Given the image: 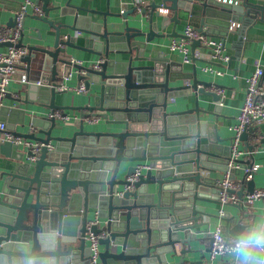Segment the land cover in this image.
I'll list each match as a JSON object with an SVG mask.
<instances>
[{
  "label": "water",
  "instance_id": "water-1",
  "mask_svg": "<svg viewBox=\"0 0 264 264\" xmlns=\"http://www.w3.org/2000/svg\"><path fill=\"white\" fill-rule=\"evenodd\" d=\"M47 3L43 0L40 14L27 13L24 18L31 15L47 23L54 30L53 36H45L42 46H26L22 22L20 37L13 45L26 48L20 58L34 70L49 73L36 95L43 102L38 105L49 112L33 117L27 131H17L4 116L18 109L0 106V120L13 134L41 144L35 159L30 158L29 149L22 154L16 144H0L16 161L2 172L0 264H183L184 256L192 250L191 242L208 238L211 246L212 216L219 219L218 228L226 239L249 242L243 217L207 213L197 201H212L209 194L217 199L218 180L201 172L218 170L229 172L231 179L240 182L239 189L227 191L234 192L236 206H242L243 196L256 188L253 177L245 180V168L251 167L255 149L264 143V130L260 137L255 134L251 143L248 137L253 127L241 133L243 151L249 158H236L238 167L230 166L232 137L223 143L218 120L207 119L208 115L216 116L217 103L222 101L216 88L222 86L198 79L196 68L186 75L178 61H171L162 52L153 53V39L186 38L176 25L182 19L181 11L192 15L187 4L197 6L200 14L195 29L210 36L215 30L212 26L225 30L229 20L234 22L238 16L251 13L249 10L262 12V1L242 0L240 9L237 4L217 0H152L144 7L135 5L120 13L101 11V21L78 14L79 7L69 2L64 7H48ZM61 8L73 15V25L55 24L49 18L50 10L59 9L61 14ZM128 15H133L137 25L129 24ZM107 16L121 18L122 27L118 28L115 20L108 22ZM155 17H160L158 27ZM170 22L171 31L164 32ZM12 25L11 17L7 26ZM61 26L68 29L67 34L62 35ZM74 32L83 34V45L76 43ZM200 46L205 49L200 39L191 40L193 60L197 58L194 50ZM74 50L97 58L85 62L70 59ZM209 56L206 49L198 58L215 63ZM72 74L77 80L76 92L84 98L77 104H57L55 96L67 93L61 86ZM182 79L188 83L172 84ZM80 84L83 92L78 90ZM185 90L195 96L193 105L172 107L169 99ZM201 94L210 95L217 107L212 111L201 107ZM26 96L14 100L26 102ZM70 99L74 101L73 96ZM68 111L79 114L75 129L64 120ZM88 117L97 121L88 122ZM140 163L148 168L137 180H128ZM240 169L244 172L236 177ZM103 231L106 236L98 239V261L92 263L86 235ZM176 243L182 246L178 251ZM249 246L251 253L243 264H264V242L259 239ZM174 256L177 260L170 261Z\"/></svg>",
  "mask_w": 264,
  "mask_h": 264
},
{
  "label": "crops",
  "instance_id": "crops-1",
  "mask_svg": "<svg viewBox=\"0 0 264 264\" xmlns=\"http://www.w3.org/2000/svg\"><path fill=\"white\" fill-rule=\"evenodd\" d=\"M152 0H48L47 6L52 7L53 5H60L64 7L66 2L73 6H78L77 13L80 15H87L92 21H101L102 15L101 11H109L110 13H120L123 10H127L135 5H138L139 8L148 5ZM238 8L241 9L240 5L242 0H236ZM249 2H255L256 0H248ZM262 1V12L259 10H249L251 13H246L245 16H238V19L234 22L229 20V26L232 28L226 27L225 30H221L217 26L214 27V34H211L210 37L218 38L223 41V54L229 56V60L226 62H222L220 60L208 59L215 63H209L204 58H196L192 59L189 49L190 61L185 62L183 59V53L178 50H170L169 43L171 41V37L164 36L162 38H154L153 39V53L162 52L165 56L169 57L171 61H178L180 63L181 70L186 75H191L193 73V69L196 68V76L200 80H206L213 83H217L222 86V90L224 91L222 94V101L218 104V111L216 116L211 114L207 116V119L211 122L218 120L217 128L218 135L220 138L225 139L223 143H228L229 137L232 136L231 126L237 121V116L240 111V107L244 101L245 92H246V79L252 74L255 69V61L258 60L260 63H264V0ZM21 0H0V28L3 26H7V22L12 17V11L16 9L20 5ZM40 6L43 3V0H38ZM233 4V3H231ZM188 5V6H187ZM188 10H192V15L188 14V16L181 11V20L176 25V29L179 32H183L184 27L187 24H191L194 28H196V24L199 21L200 14L197 13L196 8L192 6L193 4H187ZM72 7V6H71ZM73 8V7H72ZM61 14L59 9H52L49 12V18L54 21L55 24H69L73 25L75 23V19L70 12L67 10L64 11L61 8ZM245 10L243 9V12ZM64 12V13H63ZM162 15H166L165 10H161ZM137 17L144 20V17L141 15H137ZM156 18V17H155ZM107 21L115 20L121 28L122 19L114 18L107 16ZM128 22L130 25H137L136 21H134L133 15L127 16ZM157 22V27L160 23V17L155 19ZM173 23L170 22L164 29V32L171 31ZM143 30H146V23L142 25ZM213 29V28H212ZM222 32H219V31ZM23 43L27 45H40L46 43L43 38L46 36L48 38L52 37L54 34V30L49 27V25L37 18H34L31 15H28L24 18L23 26ZM60 31L62 35L67 34L68 29L61 26ZM216 31V32H215ZM74 35H77L74 32ZM83 34L79 33L77 35L76 43L79 45L84 44ZM201 53H205L206 49L202 47H196ZM7 50V47L4 45H0V52H4ZM148 52H146L147 54ZM97 57L95 55H91L85 53L81 50H74L72 52V56L70 59H80L85 62L86 60H95ZM212 65L215 69H218L222 72V74H217L214 72H210L209 70H205L204 66ZM179 68V67H177ZM24 74L28 80L31 81L30 84H23L20 82L21 75ZM49 77L48 72H37L34 68L28 65L27 62L22 60L21 58L18 61L16 66L13 78L10 80L8 85V91L3 99V105L6 107L16 108L18 111H12L8 114V116H4L6 122H10L14 129L17 131H27L32 126L30 125L33 117L42 114H48L49 110L45 107L38 105V103H43L38 101L37 95V87L43 83H47L46 77ZM34 81H40L39 85H36ZM188 79L178 80L173 82L172 84H183L188 83ZM63 83L64 86H67V93L60 94L55 96V101L57 104H77L80 100H83L84 94L76 92L75 89L77 85V80L75 79L74 74L71 75L68 79H66ZM29 86V87H28ZM209 89V88H206ZM83 92V91H81ZM19 95H27L28 98L26 102H17L14 100L15 97ZM69 96V97H68ZM74 97V101L70 98ZM199 96V103L201 107L212 111L217 104L212 101L211 96L207 94H201ZM34 97V99H33ZM195 96L191 91L185 90L180 91V93L174 98L171 97L169 99L172 107L176 109H182L186 105H193ZM69 115L66 124L68 126H72L73 129L77 128L79 114L77 111H68ZM7 117V118H6ZM61 120L63 122H66ZM24 123L22 126L21 123ZM74 122V123H73ZM10 130V129H9ZM214 130V129H213ZM212 130V133H213ZM264 123L258 125V127L253 128V134L248 137V142H252L254 135L257 134L260 137L263 134ZM3 143V142H2ZM1 144V143H0ZM1 146V145H0ZM244 143L240 141L239 148L243 149ZM52 147V146H51ZM258 149V150H257ZM256 150L253 164L257 163L258 168L254 171L253 178L255 180V189L264 188V143L261 144ZM18 150L22 151V154H25L26 149L23 148L22 145H18ZM245 152V151H244ZM249 154L246 152L241 157L249 158ZM26 155H24L25 159ZM15 159L6 155L2 151L0 147V189L2 187V172L8 170L15 164ZM201 172L206 177H210L213 180H220L225 175L222 171H211V170H202ZM206 171V172H205ZM205 172V173H204ZM244 170L240 169L239 173L236 177H241ZM120 173L123 174L124 170H120ZM212 201H197V204L204 205V210L207 213L213 215H219V210L223 209L224 212L228 214H235L236 216L243 217L244 222L247 227L246 230L249 231L247 238L249 242L243 241L242 247L237 251H229L224 253L223 255H215L211 258L210 247H209V239L204 238L201 241L191 242L190 248L192 249L185 256L184 263L190 264H243V262L247 259L249 254L251 253L250 244L257 242L261 239V242H264V201L262 199L255 200L252 204L248 206H236L234 202H228L225 204H220L217 202L215 194H209ZM219 227V219L216 217L210 218L209 223V231L210 233ZM202 234H200L201 237ZM235 239V238H231ZM240 240V239H235ZM241 241V240H240ZM88 244V243H87ZM182 247L180 243L175 244V249L178 251ZM188 247V246H187ZM101 249V246H100ZM259 253V252H257ZM177 256H174L170 261L177 260ZM255 261V260H254ZM183 263V264H184Z\"/></svg>",
  "mask_w": 264,
  "mask_h": 264
},
{
  "label": "built area",
  "instance_id": "built-area-1",
  "mask_svg": "<svg viewBox=\"0 0 264 264\" xmlns=\"http://www.w3.org/2000/svg\"><path fill=\"white\" fill-rule=\"evenodd\" d=\"M217 1L233 4L237 2L236 0ZM27 13L40 14V4L35 0H21L20 5L12 11L14 25L3 26L0 28V43L4 41L12 43V46H8L6 51L0 52V106L3 104V99L8 91V85L10 80L13 78L18 61L20 57L26 53L25 47H15L13 44H15L20 37L23 18ZM229 27L232 28L231 26ZM182 33L186 36V38H172L169 43V48L170 50H178L182 52L185 62L190 61L189 44L192 39H200L201 44L205 46V49L210 51L209 59L220 60L222 62L229 60V56L223 54V41L221 39L212 38L210 36L201 34L191 24H187L184 27ZM200 54L201 52L195 48L193 56L199 57ZM204 69L219 75L222 74L220 70L215 69L212 65H206L204 66ZM20 82L23 84L31 83V81L28 80L24 74L21 75ZM246 82L247 85L244 101L240 107L237 121L231 126L233 133L229 142L231 150L229 165L233 167H238L235 159L240 158L244 153H246L243 151V149L239 148L241 133L250 126L254 128L264 123V63H260L258 60L255 61V69L246 79ZM34 83L39 85L40 81H34ZM61 88L66 89L67 86L62 85ZM78 90H84L82 84H80ZM216 91L217 93L221 94V96L224 92L221 88H216ZM87 121L96 122L97 120L96 118L88 117ZM6 141L16 145H22L26 150H31V159H35L40 151L41 144L39 142L13 134L12 131L7 128V123L3 120H0V143ZM147 168L148 164L146 163L138 164L134 173L128 177V180H137L140 173ZM257 168V163L252 164L249 168H245V180L251 179L253 177L254 171ZM224 174L225 175L223 178L218 181L220 192L217 195V199L220 204H225L228 202L237 203V195L234 192L229 193L227 189H239L240 182L238 180L231 179L229 177V172H225ZM257 199H262L264 201V188L255 189L253 192L245 194L241 200L242 206H248ZM223 213V209H220L219 214ZM211 235L213 238L210 246L211 258H213L215 255H223L229 251H237L243 245V242L240 240L231 238L226 239L222 235L219 228H216L214 231H212ZM105 236L106 232L104 231L98 234L88 233L86 235V240L90 251L89 258L92 263H97L98 261L100 251L98 239ZM184 264L190 263L186 262Z\"/></svg>",
  "mask_w": 264,
  "mask_h": 264
}]
</instances>
